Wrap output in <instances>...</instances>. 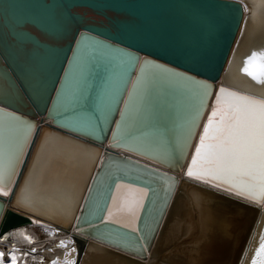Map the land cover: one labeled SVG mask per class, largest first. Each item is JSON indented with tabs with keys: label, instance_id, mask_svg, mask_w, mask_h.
Here are the masks:
<instances>
[{
	"label": "water",
	"instance_id": "1",
	"mask_svg": "<svg viewBox=\"0 0 264 264\" xmlns=\"http://www.w3.org/2000/svg\"><path fill=\"white\" fill-rule=\"evenodd\" d=\"M244 14L241 0H0V39L4 45L0 47V73L12 91L0 94V109L28 119L34 128L18 166L10 203L16 205L15 198L19 196L46 131L99 151L71 222L28 207L9 208L0 196L6 213V217H0V226L3 224L0 236L11 225L36 217L66 229L73 224L80 232H71L77 258L88 237L143 256L139 249L151 244L165 204L159 212L152 208L154 213L158 212V217L144 236L142 228L156 192V180L165 174L177 177L175 175L183 170L205 110L219 94L217 81ZM90 51L94 55L89 56ZM83 52L84 74L80 86L65 104L64 94ZM138 79L141 83L134 85L133 81ZM78 117L85 126L76 122ZM111 158L136 168L131 171L113 169L104 179L102 174ZM121 182L144 190L135 227L110 217L111 210L114 213L120 210L118 204L112 209L110 203L115 187ZM178 184L147 264H186L184 259L172 257L180 255L177 252L180 245L207 253L210 245L217 246L220 242L217 229L214 227L216 234L212 241L210 238L197 246L186 245L185 240L193 236L196 224L199 228L202 222L204 228L208 216L220 213L225 226L223 232L228 233L233 228V218L244 219L240 212L250 206L187 179H181ZM191 190L200 192L193 195ZM203 192L209 195H202ZM98 196L100 202L90 215L92 202ZM198 196L203 200V208L195 203ZM215 205L221 206L222 211L214 208ZM190 209L192 230L184 228L178 242L164 246L162 237L175 211L186 217ZM250 221L253 219L249 215L238 227L235 237L230 235V239L236 238L231 253L236 251L233 262L227 261V264H238ZM106 225L133 234L139 245L129 246L100 232L98 228ZM90 243L112 251L96 242Z\"/></svg>",
	"mask_w": 264,
	"mask_h": 264
},
{
	"label": "bare ground",
	"instance_id": "2",
	"mask_svg": "<svg viewBox=\"0 0 264 264\" xmlns=\"http://www.w3.org/2000/svg\"><path fill=\"white\" fill-rule=\"evenodd\" d=\"M241 1L245 6L243 22L236 36L222 75L217 81L216 88L218 93L220 88L224 87L242 95H250L255 96L258 99H264V85H260L257 81L253 80L251 76L243 71L246 58L253 51H260L261 49H264V0ZM3 46V42L0 39V47L3 48ZM84 55L85 53L83 52L74 71V76L72 77V80L70 81V84L64 94L65 104L70 102L76 88L80 86L81 78L84 74V61L82 59ZM15 77L18 78L17 75H15ZM4 81L5 80L0 73V94L4 93L6 95L12 91L8 89V86ZM217 95L212 98V101L205 110V114L195 135L183 170H181L178 175H175L177 177L165 174V176L160 177V179L157 178L156 180V192L152 195L153 202L151 204V209L142 228L144 236L153 228L158 217L159 208H161L164 203L165 204L162 209L163 213L161 212L162 214L159 219V223L154 231L153 240L151 244L147 246L146 251L142 252L143 256H139L132 252L112 246L101 240L88 237L86 239L87 243L85 244L79 258H77V246L73 237L74 233L71 232H80L76 230L73 224H71L70 229H66L54 222L34 217L33 220L28 222L25 221L15 223L14 225H11L8 230L3 232V234L6 232L2 237H0V252L5 253V256L2 258L3 264H11L12 257L16 258L17 264H51L53 260L57 259L60 264H64L65 253H69L67 258H74L76 260V264H147L149 258H151L150 251L158 237L159 232L161 231L169 206L178 188V182H180L181 179H187L203 184L213 190H217L232 198L238 199L248 204L247 206H250L245 208L243 213L240 212L241 215L245 216L244 219L237 217L233 218L231 222L233 228L229 230L228 233L227 231H224L225 233L223 232L225 226L223 223V216L220 213L208 216L206 220H204V228L202 226V222H199V228L196 224L195 228H193V236H188L185 240L186 245L197 246L199 243L204 242L205 239L210 238L212 241L214 235L216 234L214 227L217 229V237L220 242L217 246L210 245V248L207 249V253H199L193 249L190 250L188 246L181 247L180 245L177 251L180 255H173V259L182 258L186 261V264H227V261L232 263L234 260L233 254L236 249L233 253H231V246L234 244V239L236 238L230 239V235L235 237L238 227L242 225L241 223L243 221L246 222L247 217L250 215V218L253 219V221H250L251 223L249 222V233H247L243 239L244 241L241 244L243 247L241 253H239L240 257L237 259L238 261H236L238 264H251L255 251L259 247L261 236H264V201L257 202L246 197H241L236 194L235 190H226L228 188L227 185L221 184L220 187H216L215 185L220 182L212 180L210 177L205 178L210 182H205L204 180L186 175L189 167L191 166L193 156L196 153V148L199 145L200 137L203 135L204 127L207 124L212 111L217 107ZM0 115H3V113H0ZM74 119H76V116ZM77 119L79 120L73 121H76L78 124L84 126L86 125V123L80 122L79 117ZM45 122L46 121L43 123ZM25 124L31 125L30 133L24 128L23 125ZM20 128L21 130L19 134L21 136H28L26 144L28 145L34 128L32 129V124L25 118L22 119ZM98 155L99 151H97L93 146H88L85 143L78 142L56 132L46 131L39 144L38 150L31 163V167L19 195H22L23 190L27 188L29 182H36L39 188V198L35 204L28 208L32 211H39L43 214L59 218L60 220L71 222L76 214L74 210H77L80 201L82 200V195H84L87 185L86 183H88V179L90 178L93 168L96 165ZM22 157H24V154ZM135 168V166L123 160H114L111 158L107 161V167L105 173L102 174V178L105 179L107 173L109 172L110 174L113 169L131 171ZM17 171L18 168L16 173ZM138 171V173L142 172L140 169ZM15 177L16 175L13 177V183ZM148 177L150 180L153 179V176L148 175ZM173 178H175L174 183L172 181ZM105 183L106 181L104 184ZM169 185H173L172 191L168 193L167 198L164 199V195L167 193ZM130 187L134 191H128ZM198 192L200 191L193 190L191 193L195 195ZM100 194L101 192H99V196ZM143 195L144 190L141 187H132L123 182L118 183L115 187V193L112 196L110 205L113 209L114 206H117L118 204V209L120 208V210L118 213H114V210H111L112 212L110 211V217L115 220L122 221L124 224L131 227H135V218L141 208L143 202L141 199H143ZM202 195L206 196L209 195V193L203 192ZM99 196L92 202L89 211L90 215L94 212L96 204H99L100 202ZM3 198L7 201L9 208L19 210L18 207L20 206L10 203L11 196ZM211 198L215 199L213 197ZM195 203H199L203 208V200L199 196L198 199L195 200ZM152 208L153 210H155V208L158 209L157 214L154 213ZM214 208L222 211V208L219 205H215ZM255 208L257 210H255ZM205 212L206 210L202 213L203 217L206 216ZM252 212H255V214L253 215ZM180 213L181 212L179 211H175L173 218L170 221L171 223L168 227V231L166 235L162 237L164 246L169 247L171 244L178 242L184 228H187L186 231L192 230L189 226L191 221L190 213L192 214L191 209L189 210V213H187L188 215H186V217ZM0 227H3V224H1ZM98 229L100 232L111 238L121 240L126 243V245L134 247L139 245L136 236L129 232L120 230L119 227L114 225L101 226ZM227 234H229V236ZM62 240L66 242L71 241V243H67L66 247H58ZM90 242H96L112 251H106L102 250L98 246H92L93 244L91 245ZM73 248H75V252H71V249ZM141 259H144V262L141 261ZM198 260H200V263L196 262ZM161 264L174 263L162 262Z\"/></svg>",
	"mask_w": 264,
	"mask_h": 264
},
{
	"label": "snow or ice",
	"instance_id": "3",
	"mask_svg": "<svg viewBox=\"0 0 264 264\" xmlns=\"http://www.w3.org/2000/svg\"><path fill=\"white\" fill-rule=\"evenodd\" d=\"M94 55L93 51L88 53ZM243 71L260 85H264V49L253 51L245 61ZM141 80L133 81V84ZM131 95V93H130ZM207 96V92L204 93ZM126 103H128L126 101ZM217 107L212 111L199 145L186 175L210 182L205 178L219 181L215 185H227L226 190L252 201H264V99L242 95L221 87L216 97ZM203 106V102H202ZM0 196L12 195L13 177L24 154L28 136H21L22 118L0 109ZM24 128L30 133L31 125ZM169 185L167 191H172ZM39 198L36 182H29L22 195L15 198L17 206L30 207ZM0 217H6L5 208L0 203ZM143 239H147L144 237ZM71 241H61L58 247H66ZM75 248L71 252H75ZM146 251V246L139 249ZM65 253L64 264H76ZM4 252H0V264ZM11 264H17L12 257ZM51 264H60L53 260ZM251 264H264V236L255 251Z\"/></svg>",
	"mask_w": 264,
	"mask_h": 264
}]
</instances>
